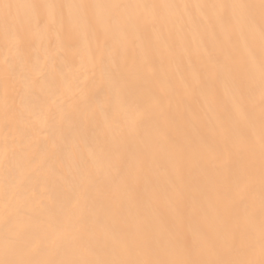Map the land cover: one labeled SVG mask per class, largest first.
Returning a JSON list of instances; mask_svg holds the SVG:
<instances>
[{
  "label": "bare ground",
  "instance_id": "6f19581e",
  "mask_svg": "<svg viewBox=\"0 0 264 264\" xmlns=\"http://www.w3.org/2000/svg\"><path fill=\"white\" fill-rule=\"evenodd\" d=\"M262 27L260 0H0V260L260 264Z\"/></svg>",
  "mask_w": 264,
  "mask_h": 264
},
{
  "label": "snow or ice",
  "instance_id": "6c2138e0",
  "mask_svg": "<svg viewBox=\"0 0 264 264\" xmlns=\"http://www.w3.org/2000/svg\"><path fill=\"white\" fill-rule=\"evenodd\" d=\"M5 9L12 7L9 4L2 5ZM80 7H85V5H81ZM96 7H107V8H119L121 5H97ZM149 7V6H143ZM155 8L156 6H151ZM233 8H238L241 10V19L247 20V9L252 7L247 4H238L232 5ZM260 8L262 15H264V0H260ZM261 41L262 46H264V27L261 28ZM260 76H261V92L262 96H264V54H262L261 62H260ZM260 248L261 253L264 254V221H262L260 226ZM0 264H43V262H34L31 260H0ZM83 264H251L249 261L242 260H233V261H191V260H182V261H159V260H135V259H126V260H111V261H85ZM260 264H264V260L260 262Z\"/></svg>",
  "mask_w": 264,
  "mask_h": 264
}]
</instances>
